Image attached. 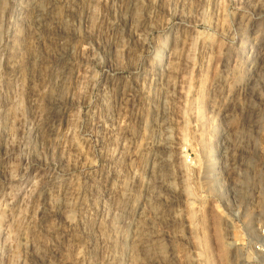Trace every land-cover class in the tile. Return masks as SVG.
Instances as JSON below:
<instances>
[{
    "label": "rangeland",
    "instance_id": "374dc122",
    "mask_svg": "<svg viewBox=\"0 0 264 264\" xmlns=\"http://www.w3.org/2000/svg\"><path fill=\"white\" fill-rule=\"evenodd\" d=\"M0 264H264V0H0Z\"/></svg>",
    "mask_w": 264,
    "mask_h": 264
}]
</instances>
